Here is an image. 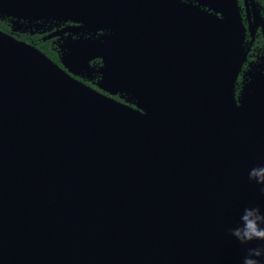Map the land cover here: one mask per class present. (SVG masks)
<instances>
[{"label":"water","instance_id":"water-1","mask_svg":"<svg viewBox=\"0 0 264 264\" xmlns=\"http://www.w3.org/2000/svg\"><path fill=\"white\" fill-rule=\"evenodd\" d=\"M179 6L203 18L204 44L170 78L154 72L147 40L124 38L119 55L82 41L63 59L94 51L101 86L145 112L0 30V264H241L246 246L228 229L245 207L264 210L248 177L264 164V90L235 106L233 0L217 8L224 19Z\"/></svg>","mask_w":264,"mask_h":264},{"label":"flooded vegetation","instance_id":"flooded-vegetation-1","mask_svg":"<svg viewBox=\"0 0 264 264\" xmlns=\"http://www.w3.org/2000/svg\"><path fill=\"white\" fill-rule=\"evenodd\" d=\"M65 1L0 0V30L36 47L74 79L143 112V104L130 91L112 92L101 86L105 76L103 57H94L92 51L85 62L71 61L69 67L63 61L65 56L82 41L106 42L103 47L119 55L129 46L123 44L124 38L131 43L147 40L153 50L154 72L170 78L171 64L179 62L181 66L189 49L193 51L200 43L204 44L200 33L196 34L202 28L203 18L193 17L189 21L179 4H191L222 19L224 14L217 8L227 6V0H204L214 7L197 0H176L178 7L173 5L172 10V0H131L134 5L129 4L128 8L122 0ZM233 3L240 30L232 62V91L234 104L239 107L247 96L264 90V0H233ZM156 65L164 66V71Z\"/></svg>","mask_w":264,"mask_h":264},{"label":"clouds","instance_id":"clouds-1","mask_svg":"<svg viewBox=\"0 0 264 264\" xmlns=\"http://www.w3.org/2000/svg\"><path fill=\"white\" fill-rule=\"evenodd\" d=\"M248 177L264 193V164L252 167ZM228 232L241 245L246 246L241 264H264V210L261 206L245 207L236 225L230 227ZM255 241L261 243L254 244Z\"/></svg>","mask_w":264,"mask_h":264}]
</instances>
